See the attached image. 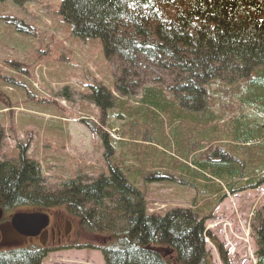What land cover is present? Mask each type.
<instances>
[{
  "label": "trees",
  "instance_id": "16d2710c",
  "mask_svg": "<svg viewBox=\"0 0 264 264\" xmlns=\"http://www.w3.org/2000/svg\"><path fill=\"white\" fill-rule=\"evenodd\" d=\"M60 15L77 38L100 39L114 68L115 91L95 86L88 97L101 112L98 123L82 121L106 157L114 151L110 109L125 115L121 138L149 136L155 147L142 152L119 142L140 169L120 157L108 175L57 190L22 151L0 160V205L77 214V237L96 235L99 244L72 248L100 250L105 264H214L207 237L222 264H232L205 227L226 196L264 185V0H62ZM139 92L137 109L122 105ZM250 110L262 120L249 118ZM166 145L173 154L159 149ZM154 155L165 173L143 165ZM163 175L195 191L190 207L150 212L139 183ZM251 229L256 264H264V208ZM47 255L36 246L0 251V264H42Z\"/></svg>",
  "mask_w": 264,
  "mask_h": 264
},
{
  "label": "rangeland",
  "instance_id": "374dc122",
  "mask_svg": "<svg viewBox=\"0 0 264 264\" xmlns=\"http://www.w3.org/2000/svg\"><path fill=\"white\" fill-rule=\"evenodd\" d=\"M61 3L62 0L0 2V160H15L23 151L39 164L45 185L51 190L79 177L87 184L101 174L108 175L120 157L126 166L140 169L138 156L122 149L119 142L127 140L142 152L155 147L149 136L139 137L136 143L135 139L121 138L126 118L124 114L119 116L117 109L107 112L112 124L106 129L109 141H113L111 156L106 157L108 150L101 138L83 124L82 121L98 123L101 112L88 97L95 86L115 91L114 68L105 58L100 39L84 40L73 35L72 27L60 15ZM20 21L23 24H18ZM140 98L139 92L132 99L123 97L121 102L126 108L137 109ZM247 115L262 120L252 110ZM159 149L170 154L175 151L167 145ZM154 157L143 165L165 173L158 156ZM162 177L160 181L139 183L150 212L190 207L195 191L189 185L166 181L167 175ZM206 194L202 190L200 197L207 198ZM263 208L264 185L226 196L214 217L207 220V232L222 246L232 264H256L250 222L253 212ZM77 238L76 235L72 242L48 251L42 264H104L100 250L72 248L75 244L97 245L98 236ZM206 244L213 263L222 264L210 238Z\"/></svg>",
  "mask_w": 264,
  "mask_h": 264
},
{
  "label": "flooded vegetation",
  "instance_id": "af4514ba",
  "mask_svg": "<svg viewBox=\"0 0 264 264\" xmlns=\"http://www.w3.org/2000/svg\"><path fill=\"white\" fill-rule=\"evenodd\" d=\"M0 209L3 212L0 219V251L31 248L34 246L38 247L40 244L41 247L47 249L61 248L73 241L76 236V224L81 223L77 214H75L76 216L74 215L75 217L73 218L67 217L62 213L52 214L50 216V224L48 228L38 237H24L19 235L11 225L12 217L16 212H5L1 205Z\"/></svg>",
  "mask_w": 264,
  "mask_h": 264
},
{
  "label": "water",
  "instance_id": "95a60500",
  "mask_svg": "<svg viewBox=\"0 0 264 264\" xmlns=\"http://www.w3.org/2000/svg\"><path fill=\"white\" fill-rule=\"evenodd\" d=\"M3 215L0 209V219ZM50 223V217L43 212H21L12 217L11 225L13 229L21 236L36 238Z\"/></svg>",
  "mask_w": 264,
  "mask_h": 264
}]
</instances>
